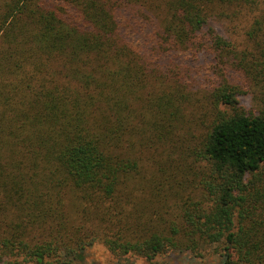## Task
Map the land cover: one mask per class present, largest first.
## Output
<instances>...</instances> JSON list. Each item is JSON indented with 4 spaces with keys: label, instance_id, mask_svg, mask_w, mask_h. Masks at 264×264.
<instances>
[{
    "label": "trees",
    "instance_id": "obj_1",
    "mask_svg": "<svg viewBox=\"0 0 264 264\" xmlns=\"http://www.w3.org/2000/svg\"><path fill=\"white\" fill-rule=\"evenodd\" d=\"M241 16L238 44L212 25ZM208 113L185 146L203 203L151 216L140 149ZM96 243L116 264L212 245L264 264V0H0V264H84Z\"/></svg>",
    "mask_w": 264,
    "mask_h": 264
},
{
    "label": "rangeland",
    "instance_id": "obj_2",
    "mask_svg": "<svg viewBox=\"0 0 264 264\" xmlns=\"http://www.w3.org/2000/svg\"><path fill=\"white\" fill-rule=\"evenodd\" d=\"M244 17L241 16L237 21L232 23H221L218 21H212V25L219 30L223 35L232 37L234 44H238L241 39V29L245 25ZM247 23V22H246ZM195 79L199 77V74L193 73ZM204 78V74L201 72V79ZM196 84V82H194ZM197 90V96L203 95L202 89L194 87ZM241 107L246 110H251L254 104L245 98H240L239 101ZM202 104L199 103V107H194L195 115H202ZM198 105V104H197ZM189 109L184 108L183 113L185 116L188 114ZM185 118V117H184ZM212 116L208 113L203 117V125H190L188 122L180 124V134L173 131L174 135L170 136L169 142H161L156 136H151L147 139V143L140 149L139 155H141V178L144 182L147 193L146 196L138 195L137 201L139 207L148 214L161 216L162 218H169L176 214V205L180 199L191 196V198L199 203H203V196L200 189L193 188L192 172L188 168V164L192 165L191 154L187 153L185 148L186 144L190 143L191 147L194 146V141L198 140L199 133L203 132L205 125H207ZM188 133V135H186ZM188 136L192 141L186 140ZM189 138V139H190ZM150 190L154 194H150ZM126 208V218L129 220L132 202L124 203ZM129 213V214H128ZM166 252V251H165ZM219 248L212 245L206 250L201 251V254H193L188 251L184 252H166L158 255L156 258L161 264H219ZM122 264H147V262L136 255H129L125 257ZM29 264V263H28ZM84 264H116V258L107 250V248L101 244L96 243L90 249L87 250L86 260Z\"/></svg>",
    "mask_w": 264,
    "mask_h": 264
}]
</instances>
